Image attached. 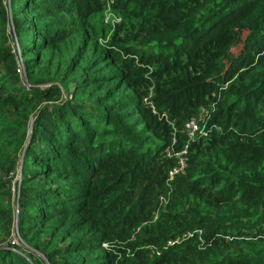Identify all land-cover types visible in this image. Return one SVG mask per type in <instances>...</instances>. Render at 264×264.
<instances>
[{
    "label": "trees",
    "instance_id": "1",
    "mask_svg": "<svg viewBox=\"0 0 264 264\" xmlns=\"http://www.w3.org/2000/svg\"><path fill=\"white\" fill-rule=\"evenodd\" d=\"M0 264H264V0H0Z\"/></svg>",
    "mask_w": 264,
    "mask_h": 264
},
{
    "label": "built area",
    "instance_id": "2",
    "mask_svg": "<svg viewBox=\"0 0 264 264\" xmlns=\"http://www.w3.org/2000/svg\"><path fill=\"white\" fill-rule=\"evenodd\" d=\"M206 117L207 111L202 108L197 116L191 118L188 122H186L185 126L189 138H193L196 134L206 132V130L208 129L206 126ZM188 141L189 139L181 150L175 151L173 153V156L175 157V163L167 169L166 176L168 179H173L174 176L185 171L187 166L186 152L188 149ZM173 142H175V137H173ZM168 155H171V153L168 152ZM186 234L190 233H184V235Z\"/></svg>",
    "mask_w": 264,
    "mask_h": 264
},
{
    "label": "rangeland",
    "instance_id": "3",
    "mask_svg": "<svg viewBox=\"0 0 264 264\" xmlns=\"http://www.w3.org/2000/svg\"><path fill=\"white\" fill-rule=\"evenodd\" d=\"M105 12H104V16L102 15V22L103 23H106V24H109L110 25V23L112 24L115 20L118 19V14H116L115 12L109 11L108 7L105 10ZM235 49H236V47L234 48V50ZM15 180H16V175L14 177L13 184L15 183ZM11 189L13 190V186H11ZM13 236H15V232H14L13 235H10L9 236L8 240H12L14 238ZM15 250H18V249H15Z\"/></svg>",
    "mask_w": 264,
    "mask_h": 264
},
{
    "label": "water",
    "instance_id": "4",
    "mask_svg": "<svg viewBox=\"0 0 264 264\" xmlns=\"http://www.w3.org/2000/svg\"><path fill=\"white\" fill-rule=\"evenodd\" d=\"M168 162V158H165L164 160L160 161L159 164L157 165L155 174L152 179L148 180L149 182L156 183L158 176L160 175L161 167L163 164Z\"/></svg>",
    "mask_w": 264,
    "mask_h": 264
}]
</instances>
